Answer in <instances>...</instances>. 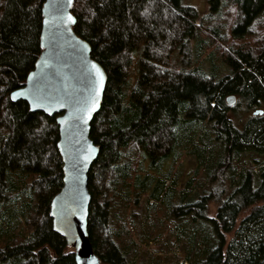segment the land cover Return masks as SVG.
Wrapping results in <instances>:
<instances>
[{
    "label": "trees",
    "instance_id": "1",
    "mask_svg": "<svg viewBox=\"0 0 264 264\" xmlns=\"http://www.w3.org/2000/svg\"><path fill=\"white\" fill-rule=\"evenodd\" d=\"M43 2L0 0V207L22 185L34 203L28 234L0 237V264H75L49 217L63 177L55 117L10 100L41 52ZM71 13L74 32L107 74L90 131L99 154L88 173V234L101 264H134V229L126 218L110 229L112 205L121 198L126 216V202L137 203L132 192L152 182L138 173L141 159L156 171L176 160L194 123L209 132L194 153L213 178L174 213L209 222L216 239L195 264H264V111L242 128L230 117L264 106V0H208L201 16L184 0H74Z\"/></svg>",
    "mask_w": 264,
    "mask_h": 264
},
{
    "label": "water",
    "instance_id": "2",
    "mask_svg": "<svg viewBox=\"0 0 264 264\" xmlns=\"http://www.w3.org/2000/svg\"><path fill=\"white\" fill-rule=\"evenodd\" d=\"M58 4H63V8L58 10ZM72 6L67 5V0H44L41 9V52L33 70L27 74L24 86L11 92L10 97L20 91L29 94L10 100L25 102L31 113L55 117L63 177L62 188L50 202L52 230L73 250L75 264H101L88 234L91 201L88 173L99 154L98 146L90 139V131L101 108L107 74L92 59L90 45L74 32L76 19L71 13ZM69 14L74 17L75 23H61L60 17L66 19ZM93 65L103 74L102 86L98 85ZM31 93L41 99L34 101ZM94 100L95 109L89 111ZM226 103L233 106L235 96L227 97ZM262 114V110L254 112L256 116Z\"/></svg>",
    "mask_w": 264,
    "mask_h": 264
},
{
    "label": "rangeland",
    "instance_id": "3",
    "mask_svg": "<svg viewBox=\"0 0 264 264\" xmlns=\"http://www.w3.org/2000/svg\"><path fill=\"white\" fill-rule=\"evenodd\" d=\"M184 1L188 6L193 7L200 16L207 11L208 0ZM192 44H196L194 39ZM204 59L205 55H202L200 60L204 61ZM174 60L178 62L179 57L175 55ZM204 66L211 68L208 62H205ZM224 73H226V69L216 68L217 76ZM256 110L264 111V106L241 114L239 121L232 114L230 117L236 121L238 128H242L248 119L256 116L254 115ZM205 129V125L192 124L188 137H183L184 144L188 145L191 142L192 148H188V146L185 148L184 144L181 145L177 151L176 160L172 159L162 164L158 171L150 167L148 160L141 159L138 173L141 178L152 177V182L135 192L131 191V197L137 198V203L126 202V216L118 208L121 198L115 199L116 204L112 205L114 207L110 212L109 227L112 231L119 230L122 227L123 218H126L125 222L132 227L131 229H134L136 243L133 256L134 264H195L204 256V244L207 243L209 247L214 245L216 239L209 222H194L189 217L178 220L179 218L174 213V210L181 206L182 202L195 198L196 195H203L206 191L205 188L213 178L205 170V164L200 161L197 152L194 153L196 151L194 145H200L201 136L209 134ZM213 145L217 148L213 152L218 151L219 143L216 142ZM200 146L202 147V145ZM198 151L200 155L205 154L203 149H198ZM232 166H234V162H232ZM212 175L214 176L213 173ZM19 189L16 200H10L0 207L1 239H6L13 233H22L21 236L28 234L24 220L32 212L30 205L33 208L34 203L24 185ZM156 192L161 193L158 199L151 200L149 196ZM170 195L173 196L169 201L166 198ZM214 214L215 207L210 204L209 217H213ZM159 221L162 224L158 225ZM204 237L207 238L205 242Z\"/></svg>",
    "mask_w": 264,
    "mask_h": 264
},
{
    "label": "snow or ice",
    "instance_id": "4",
    "mask_svg": "<svg viewBox=\"0 0 264 264\" xmlns=\"http://www.w3.org/2000/svg\"><path fill=\"white\" fill-rule=\"evenodd\" d=\"M72 4H73V0H67V5L69 7H71ZM62 8H63V4H58L57 5V9L58 10L62 9ZM44 22L47 23L48 21H44ZM60 22L63 23V24H71V23H75V19H74V17L71 14H69L66 19H64L63 16H61L60 17ZM92 67L95 69V72L97 74L98 85L102 86V84H103V74L101 73L100 69L96 65H93ZM29 79H31V77H29ZM96 91H97V95H98L99 94V87L97 88ZM26 94H29V93H26L25 91L14 92V93H12L10 98L12 100H15V99H17L18 96H25ZM31 94L33 95L34 101H37V100L41 99V97L39 95H37L35 93H31ZM61 106H63V105H61ZM94 109H95V100L93 102V107L91 109H89V111H93ZM45 111H48V109H45ZM60 123H63V121H60Z\"/></svg>",
    "mask_w": 264,
    "mask_h": 264
},
{
    "label": "bare ground",
    "instance_id": "5",
    "mask_svg": "<svg viewBox=\"0 0 264 264\" xmlns=\"http://www.w3.org/2000/svg\"><path fill=\"white\" fill-rule=\"evenodd\" d=\"M61 160V159H60Z\"/></svg>",
    "mask_w": 264,
    "mask_h": 264
}]
</instances>
